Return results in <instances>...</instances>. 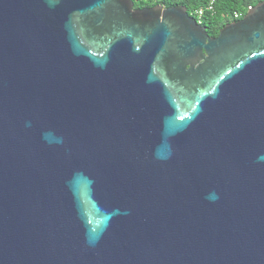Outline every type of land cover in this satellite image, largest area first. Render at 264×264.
I'll return each mask as SVG.
<instances>
[{
    "label": "water",
    "instance_id": "obj_1",
    "mask_svg": "<svg viewBox=\"0 0 264 264\" xmlns=\"http://www.w3.org/2000/svg\"><path fill=\"white\" fill-rule=\"evenodd\" d=\"M0 264H264V0H0Z\"/></svg>",
    "mask_w": 264,
    "mask_h": 264
},
{
    "label": "trees",
    "instance_id": "obj_2",
    "mask_svg": "<svg viewBox=\"0 0 264 264\" xmlns=\"http://www.w3.org/2000/svg\"><path fill=\"white\" fill-rule=\"evenodd\" d=\"M262 0H214L211 10L206 11L201 18V24L206 27L209 35H217L219 29L228 22L238 20L248 10L249 6H253ZM135 6H151L161 4L169 5H184L187 12L192 15L193 11L205 5L207 0H133ZM240 15L234 17V13Z\"/></svg>",
    "mask_w": 264,
    "mask_h": 264
},
{
    "label": "built area",
    "instance_id": "obj_3",
    "mask_svg": "<svg viewBox=\"0 0 264 264\" xmlns=\"http://www.w3.org/2000/svg\"><path fill=\"white\" fill-rule=\"evenodd\" d=\"M213 3H214V0H207V2L205 3V5L201 6V7H198L196 8L194 11H193V14L191 16H193V18L197 21L198 24H201V18L202 16L204 15V13L206 11H209L212 9L213 7ZM251 6L248 7V9L250 8ZM240 14L238 12H235L234 13V17H238Z\"/></svg>",
    "mask_w": 264,
    "mask_h": 264
},
{
    "label": "flooded vegetation",
    "instance_id": "obj_4",
    "mask_svg": "<svg viewBox=\"0 0 264 264\" xmlns=\"http://www.w3.org/2000/svg\"><path fill=\"white\" fill-rule=\"evenodd\" d=\"M152 6V5H151ZM142 7H147V6H135L134 5V8H142Z\"/></svg>",
    "mask_w": 264,
    "mask_h": 264
}]
</instances>
